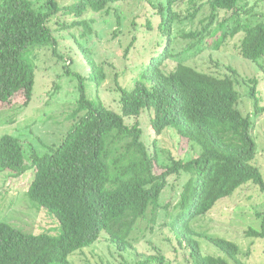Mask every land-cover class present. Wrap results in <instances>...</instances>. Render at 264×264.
Returning a JSON list of instances; mask_svg holds the SVG:
<instances>
[{
  "label": "trees",
  "instance_id": "16d2710c",
  "mask_svg": "<svg viewBox=\"0 0 264 264\" xmlns=\"http://www.w3.org/2000/svg\"><path fill=\"white\" fill-rule=\"evenodd\" d=\"M125 1L129 0H78L62 5L58 0H44L38 6L35 0H0V105L9 106L18 96L24 97V106L31 104L35 84L32 55L38 46L57 47L58 28L51 24L54 16H74L76 20L71 23H56L60 29L83 26L87 34L93 32L85 19L87 12L114 10L121 23L114 5ZM182 1L157 4L160 29L168 42L133 76L131 86L116 81L122 113L82 92L72 112L73 123L61 143L48 145L44 152L33 149L29 164L24 140L13 134L2 136L0 170H11L20 177L32 168L28 195L40 210L46 209L57 218L59 229L57 233L32 232L0 220V264H77L70 257L95 248L101 240L108 242L113 256L119 253L121 264H170L158 243L143 242L150 253L138 249L146 230L157 227L170 235L168 240L173 244L190 248L193 264H230L221 255L205 254L199 237L208 239L238 264H247L240 260L237 242L199 232L193 220L208 214L219 201L249 182L264 190V175L254 162L258 153L254 130L264 106L258 98L257 79H244L251 85L254 111L248 115L242 112L237 90L241 76L231 65L216 60L217 67L226 68L224 75L201 71L182 61L171 65L183 55L172 50L173 25L181 18L176 5ZM251 2L195 0L188 16L197 17L207 5V23L186 32L185 37L201 45L208 37L218 36L220 45L243 33L237 46L240 55L258 63L264 72V9L257 10L264 0H256L252 6ZM222 12L227 16L221 17ZM136 41L137 36H133L127 56ZM84 53L91 67L90 79L102 86L108 77L105 64L98 63L88 48ZM76 75L82 86L84 77ZM145 114L157 136L153 151L143 138L140 117ZM125 117L135 122L130 124ZM168 128L193 147L198 146V153L163 164L158 137ZM184 173L190 178L177 203L162 204L170 177ZM162 210L169 218L159 222ZM258 216L262 218L261 228H249L246 235L264 239V212ZM140 231L141 236L136 234ZM130 249L136 253L133 262L126 254ZM94 254L97 264H113L100 252Z\"/></svg>",
  "mask_w": 264,
  "mask_h": 264
},
{
  "label": "rangeland",
  "instance_id": "374dc122",
  "mask_svg": "<svg viewBox=\"0 0 264 264\" xmlns=\"http://www.w3.org/2000/svg\"><path fill=\"white\" fill-rule=\"evenodd\" d=\"M35 1L40 6L44 0ZM58 1L62 5H67L78 0ZM161 1L165 0H129L115 4L121 23L118 22L119 18L114 10L111 13L91 10L87 12L85 19L92 25L93 32L87 34L83 26L60 29V24L56 23L64 21L71 23L76 20L74 16L65 13L54 16L51 24L58 28L55 32L58 40L57 47L55 45L54 47L38 46L32 55L35 63V84L31 104L24 106V97L18 96L11 105H0V140L5 134L21 137L27 150L26 162L29 164L33 149L44 152L48 145L61 143L60 141L73 123L72 112L78 106L77 100L80 99L82 92L93 100H102L109 107L122 113L121 94L117 89L116 81H120L119 83L123 86H131L133 76H137L143 68L147 67L150 63L149 58L163 51L167 45L168 37L160 29L161 16L156 7ZM251 1L252 6L256 0ZM193 3L195 0H183L176 5L181 18L173 25L172 50L175 53L183 52V55L173 60L171 65L175 66L182 61L201 71H211L220 75H224L227 70L225 67H217L216 60L223 65L233 66L241 76L240 84L237 85L240 93L239 107L245 115L252 114L254 99L250 96L251 85L244 79H257L258 98L264 106V72L258 63L240 55L237 46L243 33L230 37L220 45H218V36L208 37L201 45L192 38H186L184 35L186 32L204 27L207 23L205 18L210 11L205 5L197 17L192 18L188 16V11ZM262 9H264V3L257 10L261 12ZM224 16L227 14L222 12L221 17ZM150 23L152 28L149 27ZM133 36H137V41L127 56L126 50ZM85 48L92 52L98 63L105 64L108 77L102 86H98L90 79L91 67L84 53ZM261 63L264 64V57ZM68 70L72 73H67ZM76 74L84 77L82 86ZM125 118L130 124L135 122L134 118ZM140 122L144 129L143 138L153 151L152 142L157 136L151 129L149 115H142ZM254 135L258 152L254 162L264 175V114L256 123ZM158 140L160 159L163 164H170L175 158L189 159L198 153V146L193 147L187 139L180 138L172 128H168L165 135L159 136ZM32 177V168L20 177L15 176L11 170H0V220L26 231L57 233L55 231L59 229L57 218L46 209L40 210L28 195ZM170 178L161 201L162 204L171 202L174 205L190 175L184 173ZM259 212H264V190L257 184L249 182L241 186L232 196L219 201L208 214L194 219L193 227L199 232L237 242L241 248L239 257L243 262L264 264V239L246 235L249 228H261L262 218L258 216ZM160 216L159 222L169 218L164 210L161 211ZM147 224V221L142 223V227L146 228ZM136 234L141 236L142 232H136ZM142 237L137 245L140 251L149 252L145 248L147 245L143 242L150 240L163 248L170 264L180 262L193 264L190 248L181 247L179 242L173 244L168 240L170 235L159 230L158 227L154 231L148 228ZM199 240L205 254L221 255L230 264H238L235 258L226 255L208 239L199 237ZM107 243L106 240H101L95 248L78 251L70 258L77 264L89 262L97 264L94 253L100 252L113 264H121V256L118 252H115L113 256ZM126 254L133 262L136 254L134 250L130 249Z\"/></svg>",
  "mask_w": 264,
  "mask_h": 264
}]
</instances>
